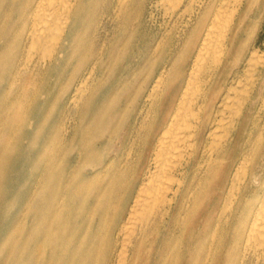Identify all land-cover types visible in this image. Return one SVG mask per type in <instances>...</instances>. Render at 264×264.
Instances as JSON below:
<instances>
[{"label":"bare ground","instance_id":"6f19581e","mask_svg":"<svg viewBox=\"0 0 264 264\" xmlns=\"http://www.w3.org/2000/svg\"><path fill=\"white\" fill-rule=\"evenodd\" d=\"M254 2L0 0V212L24 187L28 264H264Z\"/></svg>","mask_w":264,"mask_h":264},{"label":"rangeland","instance_id":"374dc122","mask_svg":"<svg viewBox=\"0 0 264 264\" xmlns=\"http://www.w3.org/2000/svg\"><path fill=\"white\" fill-rule=\"evenodd\" d=\"M256 2L257 0H255L253 4V9L250 11V16L248 17V25L252 21H255L256 23V28H255L256 30H254V34L250 37L248 47L249 49L257 48L261 56L258 58L259 60L258 62L255 60L256 67L254 69L243 73V75L241 76L242 78L241 84L244 85L247 89L251 86H254L255 88L254 92L255 93L259 92V94H262L264 96V65H263L264 64V51H263L264 50V0H258V2L257 3ZM159 10L160 11L158 15L159 16L158 23L163 20L162 14H161L162 8L160 7ZM148 23L150 24L151 21H148ZM134 68L135 67H133V69ZM136 76L138 78L137 74ZM135 85H136V81L133 80L132 88L135 87ZM57 89L59 91V88L57 87L53 91L56 93ZM256 100H257L256 106H255V109L253 110L254 115L252 117L253 119L255 117L256 118L255 120L257 122L259 120L256 130H264L263 128L264 98H257ZM47 106H48V109L52 111L53 116H55L57 114V109H58L57 102L54 99H50ZM258 109L260 110V112ZM36 114L37 113L33 114L34 120H36L37 118ZM249 124L250 126H252L253 122H249ZM17 176L18 175H16V178ZM15 184H16L15 190L10 191L11 196H14L13 202H12L13 204L12 209L6 212L8 214L0 212V264H12V262L10 263L11 257H13L11 259L13 263L18 262V264H28V247H29L30 236H29V233L26 232L25 230V226H27V217H26V207L27 206H26V201L24 202L25 189L24 187H20V184H18L17 182ZM13 230L15 232H13Z\"/></svg>","mask_w":264,"mask_h":264}]
</instances>
